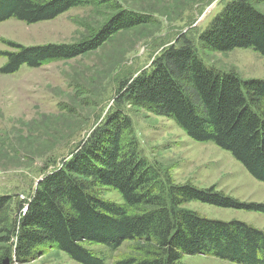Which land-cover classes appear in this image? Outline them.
Masks as SVG:
<instances>
[{
    "label": "trees",
    "instance_id": "16d2710c",
    "mask_svg": "<svg viewBox=\"0 0 264 264\" xmlns=\"http://www.w3.org/2000/svg\"><path fill=\"white\" fill-rule=\"evenodd\" d=\"M113 0H0V23L17 18L28 24L52 20L72 7ZM150 14L122 8L90 38L77 43L26 46L1 52L0 73L22 65L40 67L99 48L107 34L151 23ZM214 50L250 47L264 55V13L252 0H230L201 33ZM118 105L71 156L48 172L9 220V195H0V264H26L57 246L82 264H106L87 245L113 251L125 241L131 252L115 264H183L187 254H206L243 264H264V230L238 219L209 218L182 204L200 200L221 207L264 213V203L235 199L214 188L175 183L156 162L144 157L125 112L130 102L173 118L196 141L229 150L264 182V78L243 79L235 71L209 67L186 37L165 47L150 67L122 81ZM115 188L124 203L106 199ZM25 208V210H23Z\"/></svg>",
    "mask_w": 264,
    "mask_h": 264
},
{
    "label": "rangeland",
    "instance_id": "374dc122",
    "mask_svg": "<svg viewBox=\"0 0 264 264\" xmlns=\"http://www.w3.org/2000/svg\"><path fill=\"white\" fill-rule=\"evenodd\" d=\"M230 0H113L72 7L52 20L28 24L17 18L0 23L1 52L26 46L77 43L90 38L122 8L150 14L152 22L107 34L97 49L72 59H55L40 67L24 64L13 74L0 73V195H9L10 219L19 215L48 172L62 165L79 143L118 105L117 91L148 69L165 47L183 36L198 55L220 72L235 71L243 79L264 78V55L250 47L218 51L205 46L201 33ZM264 13V0H252ZM125 112L144 157L160 165L175 183L214 188L235 199L264 203V182L256 179L233 154L212 141H196L168 116L130 102ZM106 199L124 203L120 192L102 189ZM182 207L220 220L238 219L264 230V213L192 200ZM25 210V208L23 209ZM125 241L116 251L100 243L87 246L106 257V264L131 252ZM183 264H243L214 255L184 253ZM26 264H82L56 245Z\"/></svg>",
    "mask_w": 264,
    "mask_h": 264
},
{
    "label": "water",
    "instance_id": "95a60500",
    "mask_svg": "<svg viewBox=\"0 0 264 264\" xmlns=\"http://www.w3.org/2000/svg\"><path fill=\"white\" fill-rule=\"evenodd\" d=\"M41 180H42V178L39 181H41Z\"/></svg>",
    "mask_w": 264,
    "mask_h": 264
}]
</instances>
